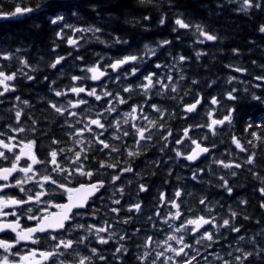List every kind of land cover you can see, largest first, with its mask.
I'll return each instance as SVG.
<instances>
[{
  "label": "trees",
  "instance_id": "16d2710c",
  "mask_svg": "<svg viewBox=\"0 0 264 264\" xmlns=\"http://www.w3.org/2000/svg\"><path fill=\"white\" fill-rule=\"evenodd\" d=\"M252 3L253 6L245 11L246 5L243 0H0V12L3 13L12 12L17 6L36 9L20 16L2 17L0 52H12L14 56L11 60H0V64L4 66L6 72H12L24 68L20 63L21 60L28 62L27 68L30 69V76L33 77V88L22 83L26 80L17 79L9 83L15 86V91L29 94L27 96L30 98L33 96L35 103L32 116L39 121V124H45L44 128L50 136L57 135L59 123L54 119L55 113L46 107V102L52 96L49 84L53 85L55 90L62 88L67 90L74 83L93 88L95 86L90 82V78L73 82L71 77H90V73L83 72L81 69L97 64L103 69L125 56L142 57L141 60L123 65L118 72L107 68V75L97 84L98 92L106 86L114 96L119 93L120 96L128 99V104L117 105V110L120 112L121 106L129 111V105L143 104L146 99L143 95L123 92L124 87H132L135 89L134 92H140L137 85L149 73H157L161 77L171 75L177 84V92L169 91L163 95H156L159 91L157 87L150 93L153 97L151 102L165 110L161 123H167L168 126H165L164 135H167V129H171L173 135L169 139L183 138L182 130L186 127H192L190 135L194 139L207 135L208 139L203 143L212 147L213 151L208 156L210 163L205 166L206 170L211 167L219 168L212 161L220 159L221 145L226 147V156H233L237 163L241 164L249 153H256L255 165H244L237 169L239 178H237V184H233L236 190L240 191L241 201H247V203H241L239 214L241 221H237V224L247 222L244 224L249 226L245 232L240 233L246 239L239 242V247L245 251L255 252L258 249H264V235H257L264 230V208L261 207L264 203V195H261L259 191L264 184L253 176V172H256L264 178V142L256 141L251 136L252 131L264 135V132L256 127L257 124L264 122V104L252 99L253 94L264 97V81L256 79L258 76H264V32L260 31V28L264 26V0H252ZM257 3L260 4L259 8L255 7ZM58 16H63V20L53 24L52 20ZM178 18L190 24L191 27L180 28L175 23ZM161 20L164 22L161 23ZM196 25H200L204 31L215 35L217 39L205 40L196 31ZM89 28L100 31H75V29ZM69 39L77 40V45H69ZM201 40L204 42L201 43ZM163 41H169V43L163 44ZM17 49L19 52L16 51ZM149 49L155 54L153 55ZM197 53L203 54L197 57ZM180 56L186 57V60L180 62ZM59 57L65 59L59 64L60 70L56 74L59 78H57L54 72L48 71V66ZM157 64L161 67L157 68ZM133 67L138 69L136 74L125 78L124 74L131 73ZM236 68L243 71H235ZM181 73L184 76L182 80L179 78ZM118 75L119 80L116 79ZM230 77L236 79L228 83ZM193 80L198 83L193 84ZM53 81L55 83H52ZM256 85H261V87H256ZM233 89L237 90L233 93L237 99L229 100L227 93ZM186 92L189 94L185 95ZM213 96L219 100L218 105H211L210 100ZM82 97L89 101L88 105L82 107L90 108L92 97ZM197 98L202 99L197 111L185 113L183 105L193 103ZM53 101H58L57 97L53 98ZM91 103L95 105L94 100H91ZM107 107L105 100L98 101L97 110L103 111ZM144 109L145 113L154 119L156 113L150 112L146 104ZM210 109H214L217 119H222L230 112L232 115V123L217 126L216 135H212L207 128L195 127V125L209 122L207 112ZM105 116L109 120L113 119V116L110 118L107 113ZM68 119L72 122L75 120L70 117ZM249 123L253 125L252 128H248ZM246 128H248L247 131H245ZM70 131L71 129L64 127L63 146L48 145L50 142L47 140L45 145L48 146L43 144L40 146L43 154L37 153V155L47 156L50 148L73 147L72 139L65 134ZM153 132L156 133L154 138H159L156 129H153ZM46 135L41 134V137L44 138ZM233 136L240 140L248 152H240L235 147L232 142ZM249 140L253 143L249 144ZM188 146H190V141L185 140L184 144H176V149L186 153ZM163 152L169 155L170 145ZM143 153H147V149L143 148ZM67 155L72 154L69 152ZM178 161L182 162L184 158L180 157ZM87 166L90 168L91 159L87 162ZM250 168L252 172L248 171ZM182 178V173L179 172L177 179L179 183ZM186 180L183 182L187 186L184 192L193 193L192 196L185 194L182 197L187 206L195 208L197 214H201L199 210L203 208V205H200L198 201L201 197L209 195L212 205L215 206L216 215L220 189L215 192L208 191V193L203 191L201 174L198 176V181L193 180L187 183ZM62 196L61 193L60 198ZM183 208L184 205H182V210ZM154 212L152 209H144L136 213L140 223L143 224L137 235L139 239L131 236V239L125 242L127 253L122 256L119 254V259L115 257L114 264H141L137 256L144 251L142 246L145 238L153 235L158 226L163 229V232H160L156 239L161 241L165 239V235L169 233L168 227L155 216L154 219L161 223H157V229H154L151 222L147 221V217L153 215ZM167 212V209H164L161 215ZM85 213L90 214L89 211ZM101 214L102 217L97 215L100 222L107 219L106 211H101ZM131 215L132 213H128V217ZM185 215L191 216L192 214L186 212ZM245 217L248 218L245 219ZM132 231L133 229H129V234ZM253 236L256 240L255 245L250 242ZM231 237L234 236L221 238L222 240L217 237L219 243L212 244L208 251L218 252L225 259H231L226 255L228 251H233V255H239L240 253L235 251L238 246L237 242L236 240L230 242ZM188 243L192 241L189 240ZM116 244L115 241V249ZM207 244L208 242L205 241V246ZM39 246V249L45 250L48 244L42 241ZM197 248L204 253L203 246L198 245ZM158 250L154 246V251ZM197 259L200 260V264H204L200 257ZM209 260H212L211 256ZM214 264H220V261H214ZM245 264H264V252H261L259 256L254 254L249 261H245Z\"/></svg>",
  "mask_w": 264,
  "mask_h": 264
},
{
  "label": "snow or ice",
  "instance_id": "6c2138e0",
  "mask_svg": "<svg viewBox=\"0 0 264 264\" xmlns=\"http://www.w3.org/2000/svg\"><path fill=\"white\" fill-rule=\"evenodd\" d=\"M244 5L247 8L253 6L252 0H243ZM39 7V6H38ZM255 7L259 8L260 4H255ZM31 7H15V10L10 13L0 12V16L7 18L8 16L23 15L26 13H31L35 11ZM63 20V16H58L56 19L52 20L53 24L58 21ZM164 21L161 20V23ZM175 23L184 29L191 27L190 24L185 23L182 19H176ZM196 31L199 32L200 36H203L207 41H214L217 37L209 32L203 30L200 25L195 26ZM75 31H100L99 29H75ZM261 32H264V26L260 28ZM59 35V33H58ZM201 43L204 41L201 40ZM163 44L169 43V41H163ZM69 45L76 46L77 40L69 39ZM19 52V49L16 50ZM154 55V51L149 49ZM203 53H197V57ZM14 56L12 52H0V60H11ZM64 57H59L54 63L50 64L51 68H56L57 65L64 60ZM142 57H137L135 55L125 56L122 59H118L115 62L109 64L106 68L101 69L100 65H94L91 67H86L81 69V71L90 73L89 76H72L73 82L91 79L93 81H99L102 77L107 75V68H111L112 71L118 72L123 65L136 62L141 60ZM186 57L180 56L179 61L183 62ZM20 63L24 67H28V62L26 60H21ZM157 68L161 65L157 64ZM138 69L136 67L132 68L131 73H126L125 78L128 75H135ZM235 71H243L240 68H236ZM18 74L24 75L27 79H33L32 76L27 75L23 72V69H18L17 71L6 72L4 66L0 65V97L5 96L9 91H15V86L9 82L14 81ZM181 80L184 79L181 73ZM117 80L120 79L118 75ZM235 77H230L228 83H232ZM257 80L264 81V76L256 77ZM167 81V82H166ZM52 83H55L53 81ZM193 84L198 83L193 80ZM215 83V82H213ZM211 86V85H210ZM158 87L159 91L156 95H163L169 91L175 93L178 91L176 82L173 81L171 75L159 76L157 73H149L143 77V81L137 85L140 89V94H142L146 99L143 104L129 105V111L121 113L117 110V105L128 104V99L120 96L117 93L115 96L105 86L100 92L97 91L95 87L87 88L78 84H73L67 90H55L54 95L56 97H69L72 94L76 99H67L66 103H58L54 101L48 102V108H50L54 113L60 117H66L63 124L60 125L61 128L67 127L71 129L70 132L65 133L73 141V147L64 148H50L43 159L36 154L37 141L35 138L28 140H19L18 136L21 133H32L37 132L36 125L39 121L28 114L27 119L31 121L30 127H25L21 123L22 117L25 116V112L19 105H14V120L16 127L12 124L7 125L9 132L14 135H8V133L0 131V160H9L7 153H12V162L10 167H0V193H3L6 188L18 187L19 191L24 194V198H16L14 196L0 195V233L10 231L15 234L14 240L0 239V264H94L95 260L103 261L104 264H108L107 258L100 253L96 247H90L89 245L94 238L97 244L106 245L110 240L116 238L117 233L113 232L112 229L115 228L117 224H130L132 222V217L122 218L120 212L123 209L121 205V199L124 196V187L116 186L117 181L126 173H132L134 175H139L135 172L132 167V160L143 154L144 145L153 142L156 133L153 129L159 133V140L163 141L160 151L163 152L165 148L168 147L170 143L169 137L173 135L171 129H167V135L163 134L165 130V124L161 123L164 118L165 110L159 105L152 103V95H150L153 89ZM256 87H261V85H256ZM123 92L132 93L135 91L132 87H124ZM236 89L227 93V98L229 100H236L237 96L233 93ZM81 94L87 97H93L96 101L105 100L108 107L103 111L93 110L91 108H84L82 106L88 105L89 101L84 99ZM189 93H185L188 95ZM111 98L106 99V98ZM173 99L175 97H172ZM130 99V97H129ZM252 99L264 104V97L253 94ZM15 100L22 103L25 106H30L29 101H21L19 96L15 97ZM182 101V98H181ZM202 99L197 98L193 103L183 105V110L185 113H193L197 111L199 105H201ZM3 103V100H0ZM211 105H218L219 100L213 96L210 100ZM147 105L158 115L156 119L150 118L148 114L145 113L144 105ZM79 109V111H76ZM234 111V109H233ZM105 113L109 116L112 113H116V117L109 120ZM209 117V122L206 124L195 125L199 128H207L212 135H216L217 126H223L225 123H232L231 112L228 115H224L222 119L215 118L214 109H210L207 112ZM75 118L74 122L70 121L68 118ZM143 122V123H141ZM80 125V127H77ZM127 125V127H124ZM253 125L249 123L248 128H252ZM257 128L264 132V122L256 125ZM245 129V131L248 130ZM111 133L106 136L105 134ZM99 130V131H97ZM192 127H186L182 130V137H177L174 143L177 145L184 144L185 140L190 141V146H188V151L182 152L179 149H173L178 158L182 157L188 161H196L201 156L209 154L211 149L204 145L203 141L207 140V135L202 136L199 139H194L190 132ZM88 134L87 136L85 134ZM46 135V133H41ZM251 136L256 141L264 142V135L256 131L251 132ZM131 139L132 143L129 144L128 140ZM7 141V142H6ZM15 141V143H13ZM112 141H119V144H113ZM232 142L240 152H248L240 140L235 136L232 137ZM62 141L53 137L51 139V144L60 145ZM249 144L253 141L249 140ZM255 147V145H253ZM215 147V145H213ZM19 149L17 152L16 149ZM100 153H104L106 159H97L95 155L90 157L89 153L93 152V149ZM71 153L69 156L67 153ZM124 154L127 159L121 160L115 158L113 154ZM24 160L23 165L20 164L21 160ZM92 159L96 160L98 167L93 170L87 166V162ZM67 162L66 164L64 162ZM212 163L218 165L223 169H233L241 168L244 165H255L256 163V153L251 152L244 159L243 164L236 163L235 161L225 162L223 159H214ZM37 165H43V171L38 169ZM111 169V179L106 182L99 177L102 175L109 174L107 170ZM101 170H104L103 172ZM203 169H196L191 177L192 180L198 181V176L202 173ZM252 172V169H248ZM22 173L20 178H14V173ZM171 175V173H169ZM231 176L235 177L236 172L232 171ZM253 176L261 180L264 184V178L259 176V173L253 172ZM76 177H83L87 182L78 183V186H69ZM10 178L14 179V183H9ZM222 182L221 187L225 189L231 195L233 189L229 186L228 179L224 175L218 177ZM131 181H129L130 183ZM32 183L36 190L26 188L25 185ZM106 187H113V192L108 198L111 204L121 205V207H109L108 211L114 213V222H110L105 219L99 224L97 223H84L85 214L80 210H88L89 200L93 197H97V193H100L102 189ZM51 188V191L49 190ZM61 191L67 196V203L63 204H51L49 200H45L44 197L51 196L55 191ZM147 191V187L140 183L138 185V192ZM261 195H264V187L259 189ZM192 196V192L185 193L183 189L177 188L173 193L171 198H168L165 193L161 192L159 196L160 207L174 209L175 211H168L165 215H161L159 210L155 211L153 215L147 217V221L151 222L152 227L157 229V221L154 219L159 218L160 222L166 224L169 229V233L165 235L164 240L154 239L153 235H149L145 238L142 254L137 256V259L141 264H200V257L204 261V264H214V261H220V264H245V261H249V258L254 254L259 256L264 249H258L254 251H245L242 247H239V242L244 241L246 237L244 235H239L236 237L237 247L235 251L240 253L239 255H233V251H228L226 255L231 257V259H225L223 255L218 252H209L208 248L212 244H218L219 239L218 234L221 228H227L231 232L240 233V227L234 226V221L239 215L237 211L229 209L230 215L228 218H223L222 222L218 223V216L214 213V205L208 200L206 196L201 197L198 201L200 205L204 207L199 210L201 214H197V210L192 207H188L186 201L182 199L184 195ZM119 195L120 198H117ZM102 200L103 197H97ZM244 204L247 201H240ZM26 204L34 205H44L43 208L37 207L35 213L32 207L27 208L24 215L28 220L35 221V225L32 227H24L21 225V215L18 214L17 209L21 208ZM182 205L184 208L182 210ZM49 207H55L61 209V211L52 213L48 211ZM264 208V203L261 204ZM11 209V211H7ZM75 210V211H74ZM126 211L128 213H140L142 211V205L140 202L130 204ZM99 209L92 208L91 217L92 219L97 218ZM191 213V216H186L185 213ZM40 213V214H36ZM14 217V220H9L8 217ZM248 217H245L247 219ZM170 221H179V224H172ZM210 226V227H205ZM203 229V231H201ZM141 229L137 228L134 230L132 235L139 233ZM159 232H163V229H157ZM38 233H46L44 241L48 244V248L45 250H40L38 248H30L20 252L19 249L13 252V249L21 242H30L31 244H40L41 237ZM76 233H81L80 235H75ZM101 233L107 234L106 236L101 235ZM179 234V235H177ZM185 235H191L195 241V244L185 242ZM257 235H264V230ZM126 239H131L125 231L124 235L119 236V240L123 241ZM205 241L208 244L205 246ZM250 242L255 245L256 240L253 236L250 238ZM175 245V246H174ZM196 245L204 247V253H201L200 248ZM158 248V251H154ZM138 247H140L138 245ZM84 250H87L88 254H84ZM128 249L124 244H120L115 251L113 256L117 253L124 255ZM171 253V255H169ZM195 253V254H193ZM206 253V254H205ZM209 256L212 260H209ZM120 257H117L119 259Z\"/></svg>",
  "mask_w": 264,
  "mask_h": 264
},
{
  "label": "flooded vegetation",
  "instance_id": "af4514ba",
  "mask_svg": "<svg viewBox=\"0 0 264 264\" xmlns=\"http://www.w3.org/2000/svg\"><path fill=\"white\" fill-rule=\"evenodd\" d=\"M1 19H2V16H0V21H1ZM59 67H60V65H57V67L53 69L49 65L48 71L54 72L55 77L59 78V76L56 75L57 72L60 70ZM23 71L26 72L27 75L30 76L31 71L29 68L24 67ZM17 79L26 80V82H22V83H24L28 87L30 86V88H33V84H34L33 79L29 80L22 74H18L15 80H17ZM90 82L97 89L98 81H93L90 79ZM49 87H50L51 92H52V94H51L52 96L49 99V101H53V98L55 99V97H56L54 95V91H53L54 86L49 84ZM62 87H64V84H62ZM61 90H64V89L62 88ZM0 91H2V88H0ZM127 94L142 95V94H140L139 91L127 93ZM27 95H29V94H24L23 92H17V91H14V92L9 91L8 93L5 94V96L0 97V100H3V103H0V131L6 132V133H8V135H14L13 133L9 132L7 125L12 124L13 127L17 126L15 124V120H14V108H13V106L17 105V104L25 112V116L22 117L21 123L25 127L31 126V121L27 119V116H28V114L32 115V109H33L35 101L33 99V96L30 98ZM81 95L84 96V94H81ZM17 96H19L21 98V101H24V100L29 101L30 106H25L22 103L16 101L15 97H17ZM69 98L73 99V100L76 99V97L74 95L69 94V97H67V98L57 97L58 101H56V102L66 103V100ZM91 100H94L95 105H94V103L93 104L91 103ZM91 100H90V104H91L90 108L97 110L98 101H96L93 97L91 98ZM49 101L46 102L47 108H48V102ZM120 108H121L120 113H121V117H122L123 112H127V110H125V108H123L122 106ZM150 112H154V111L150 108ZM157 115L158 114L156 113L154 119H156ZM53 116H54V119L59 123V127H58L59 131H58L57 135L50 136L48 131H46L44 128L45 124H39L38 123L36 125L37 132L35 134H32L30 132L21 133V134H19L18 139L19 140H28V139L35 138L37 141L36 154L37 153L43 154V151L40 149V146H42V144L45 145L47 143V140L50 142V144H48V145H53V144H51V139L53 137L57 138V136H58L57 139H60L62 141V143L60 145L63 146L64 142H65L64 128H61L60 125L63 124L64 117H60L56 113ZM112 116L116 117V113H112L110 118ZM150 118H152V117L150 116ZM141 123H143V122H141ZM164 124H165V126H168L167 123H164ZM124 127H127V125H124ZM97 131H99V130H97ZM44 132L47 133V135L44 138H42L41 133H44ZM110 133H111V130H109V132L106 133L105 135L108 136ZM174 140H175L174 138L169 139V141H170V143L168 144V145H170L169 155L167 154V152H160V148L163 144V141L159 140V138H154L153 142L144 145L143 148L147 149V153H143L139 157L132 160V167L134 168L135 172L138 173L139 175H134L132 173H126L121 178L120 181H117L116 186H123L124 187V196L121 199V205L123 206V209L120 212V216L122 218H127L128 217V212L126 211L127 207L130 204H134L136 202L141 203L142 210L152 209L154 211L159 210L161 212L162 210L167 209V211H170V210L175 211L174 209H170V206L168 208L160 207V202H159L160 193L163 192L166 194V196L168 198H171L173 196V193L177 190V188L183 189L185 191L187 189V186L184 185L183 182L186 179L187 180L185 182H187V183L193 182L191 177L193 175V172L196 169H203L204 170L202 173H200L201 174V180H202L201 186H202L203 191L208 193V191L215 192V191L220 189V191L218 193V207H217V213H216V215L218 216L217 222L220 223V222H222L223 218L229 217V215H230L229 209L230 208L234 211H237L240 214V208L242 206V204L240 203V201H241L240 191H237L236 186H233V184L234 185L237 184V178H239V172H238L237 168H233V169L228 170V169H223L221 167H219L218 169L211 167L208 170H206L205 166H207L210 163V159L208 158V156L213 151L212 147H209L207 145H205V146L209 147L211 149V152L209 154H206L204 157H202L198 162L193 163V162H190L186 159H184V161H182V162H179L178 157L176 156L175 151L173 150L174 148L176 149V144L174 143ZM128 142H129V144H131L132 143L131 139H129ZM13 143H15V141H13ZM112 143L113 144H119L120 142L119 141H112ZM48 145H45V146H48ZM220 148L222 150L221 155H220V159L225 160V162L235 161L237 163L236 159L233 156H231V155L226 156L227 155L226 147L224 145H221ZM0 150H3V149H0ZM16 151L18 152L19 149L17 148ZM6 155L9 156V160H6V161L0 160V167H10L11 162H12V153L6 152ZM41 155H38V156L41 157ZM92 155H95L97 159H106L104 153H99L98 151H95V148L93 149V152L90 153V157ZM113 156L115 158H118L121 160L127 159L126 155H124L123 153L122 154H113ZM41 158L43 159L44 157H41ZM24 163H25V161L22 159L20 161V164L23 165ZM36 167L38 169H40L41 171H43V165H37ZM97 167H98V164L96 163V160L91 159L90 168L95 170ZM101 171L103 172L104 170H101ZM232 171L237 173V175L235 177L230 175V173ZM107 172L109 174L102 175L99 177L100 179H103L106 182V185H107V181H109L111 179L112 170L109 169V170H107ZM179 172L182 173V177H183L181 179L180 183L177 180ZM169 173H171V175H169ZM13 175H14V178H20L22 176V173L16 172ZM221 175H224L225 178L228 179L229 186H231L233 189L231 195H229V193L227 191H225V189L223 187H221L222 182L218 179V177ZM78 178H79V180H78ZM129 181H131V182L129 183ZM81 182H87V181H85V179L83 177H77V179L75 178L72 181V184L69 186H78V183H81ZM0 183H4V182L0 181ZM9 183H14V179L10 178ZM140 183H143L147 187V191L138 192V185ZM215 184H217V186ZM25 187L36 190L35 186L32 183H28L27 185H25ZM49 190L51 191V189H49ZM234 191H236V192H234ZM112 192H113V187H106V189H102L101 192L97 195V197H101V196L103 197V202L101 199H99L97 197L91 199L89 201V205H90L89 209L82 212L85 214V216H84V220L81 222L99 224L100 218H96L94 220L91 217L92 208L99 209V212L97 215H99L101 217L103 216L101 214V211H103V210L106 211L107 212V215H106L107 220H109L110 222H114L113 217L115 216V214L110 213L108 211V208L109 207H121V205L111 204V202L109 201L108 198L111 196ZM61 193H62L61 191L57 190L51 196L44 197V199L49 200L51 202V204H63L66 202L67 196L62 193L63 196H62V198H60ZM0 195L14 196L16 198H24V194L19 191L18 187L6 188L3 193H0ZM117 198H120L119 195L117 196ZM207 198L209 201H211V197L209 195L207 196ZM29 207H32L34 210V213H35V209L37 207L43 208L44 205L26 204V205L22 206L21 208L17 209L18 214L21 215V225L24 227H32L36 223L35 221L28 220L26 218V216L24 215L27 208H29ZM7 211H11V209H7ZM48 211H50L52 213H56L57 208L49 207ZM87 211H89L90 214H86L85 212H87ZM36 214H40V213H36ZM213 214H215V210H214ZM131 217H132V222L130 224H122V223L117 224L115 226V228L112 229V231L117 233V235H116V238L113 240H110L108 244H106V245L97 244L93 238L91 244L89 245L90 247H96L100 251V253L107 258L108 264H114L115 257L119 256V253H117L116 256H113V252L115 251V246H114L115 241L117 243L116 244L117 247L120 246V244H124V246L126 247L125 242L129 240V239H126L123 241L119 240L120 235H124L125 231H127L129 236H132L135 239H139V236H137L138 233H136L135 235H132V233L137 228L141 229L143 224L140 223V220L138 218V214L132 213ZM8 219L14 220L15 218L10 216V217H8ZM103 220H105V219H103ZM103 220H101V221H103ZM239 220L240 219H239V215H238L234 221V226L240 227V229H241L240 233L245 232L249 226L244 224L247 222L237 224V221H239ZM157 223H160V222L157 220ZM170 223L176 225V224H179V221H170ZM164 225L166 227H168L166 224H164ZM207 227H210V226H207ZM129 229H131V230L133 229L131 234H129ZM158 229H160V226H158ZM201 231H203V229ZM159 233H160L159 231H156L153 234L154 239H156V236H158ZM240 233L231 232L227 228H221L219 230L218 237H219V239H221V238L223 239V238L228 237V236H234L233 238L231 237L230 242H235V240H236L235 238L238 237L240 235ZM80 234L81 233H76L75 235H80ZM37 235L41 237V242H42V241H44V237L47 234L43 233V234H37ZM101 235L106 236L107 234L101 233ZM177 235H179V234H177ZM0 239L14 240L15 234L10 232V231L3 232L2 234H0ZM189 240H191L192 243L195 244V241L191 235H185V242L188 243ZM224 240H226V239H224ZM197 246L198 245H196V247ZM30 248H38L39 249L40 246H39V244L34 245V244H31L30 242L29 243H22L21 242V244L17 245L16 248L13 249V252H15V251H17V249H19L20 252L23 253L24 251H26L27 249H30ZM2 254H3L2 251H0V255H2ZM84 254H88L87 250H84ZM94 264H104V262L100 261V260H95Z\"/></svg>",
  "mask_w": 264,
  "mask_h": 264
},
{
  "label": "water",
  "instance_id": "95a60500",
  "mask_svg": "<svg viewBox=\"0 0 264 264\" xmlns=\"http://www.w3.org/2000/svg\"><path fill=\"white\" fill-rule=\"evenodd\" d=\"M103 79V77L101 78V80ZM101 80H99V81H101ZM205 155H203V156H201L198 160H196V161H190V162H193V163H196V162H198L202 157H204ZM99 193H97V195H98ZM93 198H95V197H93ZM93 198H91V199H93ZM90 199V200H91ZM89 200V201H90ZM65 203H67V200H66V202ZM59 211H61V209H58L57 208V212H59ZM75 211V210H74ZM81 212H83V211H85L84 209H81L80 210ZM205 227H207V226H205ZM3 233V232H2ZM2 233H0V234H2ZM38 234H43V233H38ZM22 243H29V242H22Z\"/></svg>",
  "mask_w": 264,
  "mask_h": 264
},
{
  "label": "bare ground",
  "instance_id": "6f19581e",
  "mask_svg": "<svg viewBox=\"0 0 264 264\" xmlns=\"http://www.w3.org/2000/svg\"><path fill=\"white\" fill-rule=\"evenodd\" d=\"M20 16V15H19ZM164 63V62H163ZM142 64V63H141ZM146 64V63H145ZM151 67H152V65H151ZM154 67V66H153Z\"/></svg>",
  "mask_w": 264,
  "mask_h": 264
},
{
  "label": "rangeland",
  "instance_id": "374dc122",
  "mask_svg": "<svg viewBox=\"0 0 264 264\" xmlns=\"http://www.w3.org/2000/svg\"><path fill=\"white\" fill-rule=\"evenodd\" d=\"M18 16V15H17ZM170 255H171V253H170Z\"/></svg>",
  "mask_w": 264,
  "mask_h": 264
}]
</instances>
